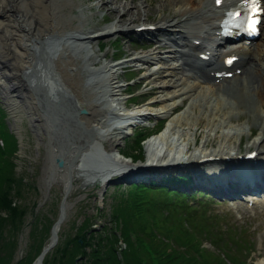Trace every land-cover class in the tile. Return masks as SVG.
<instances>
[{"label": "bare ground", "instance_id": "6f19581e", "mask_svg": "<svg viewBox=\"0 0 264 264\" xmlns=\"http://www.w3.org/2000/svg\"><path fill=\"white\" fill-rule=\"evenodd\" d=\"M37 2L43 11L41 15L35 10L25 9L26 4H31V2L28 3V0H0V96L4 99L11 114L12 128L16 130L17 134L21 128V121L26 119L28 124L35 130L34 132L40 141H42L43 137L42 132L45 130L44 126L47 129L45 132L47 140L51 139L49 131L52 135L51 130L53 128L60 137L62 136L58 139L55 138L56 142H62L67 145L66 148L74 147L71 152H74L77 146H81V144L90 140L88 146L82 150L81 156L71 169L66 166L64 170L57 171L60 177L64 179L62 186L63 192L66 193L69 188V191L75 188L74 180L82 178L86 173L87 168L84 166L85 164H82L84 155L90 154L96 148L97 143L105 144L110 151L116 150L119 141L118 136L121 135L116 128L109 130L107 134L102 136L103 138L98 139L95 137L93 128L100 125L103 119L101 116L104 114L98 113V109L102 105L100 99L102 95H97V99L96 97L87 99L88 91L84 87L85 79H82L84 72L82 70L88 71L89 65L96 66L99 62L97 57L93 56L95 53L92 56L90 53L88 57H85L82 52H77L81 49L77 50L76 46H72V44L75 43L74 40L81 43L86 41L94 43L97 38H109V36L117 32L128 30L129 26H126L128 23L125 24V22L131 23L137 19L141 5L133 6V9L128 6L123 7L126 12L122 13L117 21L119 23L125 19L123 16H126L125 22L121 21L122 27H111V25L109 28L104 29L103 32L92 35L91 33L94 30L91 26L87 27L86 22L82 21L85 18L81 16L82 14L69 18L70 16L64 9L68 4L66 0H37ZM21 3L24 6L26 5L24 9L20 5ZM54 3L56 4L55 6ZM163 3L172 12L163 16L158 25L153 24L157 29L156 32L162 35L163 38H156V41L151 42V44H156L155 46L158 49L166 48V53H168L166 58L158 57L159 60L165 61L166 64L165 67H158L153 71L147 72V75L145 73V77L141 81H143L145 86L154 82L149 91L156 97H160L165 89L167 90L169 87L173 89L171 92L166 91L167 94L159 98L160 102L172 100L169 109L165 112L179 111L182 109L183 103L187 102L184 112L177 119L179 128H182V130L186 127L190 129L191 125L194 128L191 130H194L195 137L199 138L203 130H207L208 133H204L201 137L204 144H213L222 136H226L229 145L228 148H218L213 152L201 153L198 157L196 155L198 152L196 154L190 153L187 159L181 162L191 163L195 166L202 157L210 155L220 156L223 153L227 154V156H230L231 153L239 155L242 151L240 143H242L245 136L251 140H245L244 153L255 149L264 155V79L262 78L264 75V19L258 42L243 48L242 52L240 51V59L246 57L247 61L241 62L240 69H242V72L239 76L223 80L215 86L212 85V80L207 79L208 73H204L201 80L192 79L191 82H187L186 77L188 78L191 75L193 77L195 72L193 70L198 69L195 67L194 59L190 55L191 47L188 40H196L199 35H202L205 41L211 42L210 39L214 38L212 32L217 30L215 22L219 21L222 15L216 16L211 13V6L207 0H164ZM67 8L69 9V5ZM112 12H115V9ZM54 19L57 20V23L53 24L52 21ZM139 26L134 27L137 28ZM176 35L179 37H176ZM174 46L179 48L180 52L174 51ZM61 59H63L67 67H63L62 64L60 66L59 62ZM137 60V62L147 67L152 64L151 61L155 60V58H138ZM171 61L178 63L172 64ZM51 62L54 63L56 72L60 74L62 72L69 82H65L62 75L60 77L57 76L55 69H50L51 67L49 66H53ZM121 62L122 60L115 66H122L125 63ZM115 66L105 65L104 67L102 65L97 68L100 73L96 80L93 79L88 82L89 92L93 91L95 86V88H100L102 82H105V86H108L103 91L108 97L113 98L123 92L122 86L117 84V75L115 77V74L110 69L112 68L113 70ZM216 66H218V62L215 59L208 63L209 69ZM142 68H139L141 72L145 70ZM109 70V74H106ZM80 78L82 79L81 81ZM201 81L209 83V87H200V91H197V88H199L198 83ZM99 91L102 92L101 88ZM38 101L41 102V106ZM159 101L155 100L151 105H157ZM82 109L88 111L89 116L85 113H79V110ZM42 110H45V114ZM104 110H107V108L105 107ZM193 112L196 113V116L191 124L189 117ZM44 116L49 117L47 125L43 120ZM242 120L249 127L247 135L245 134L246 130L234 129V133L229 134L227 132L225 135L217 131V126L225 125L227 128L230 123ZM202 124L203 127L200 128ZM237 126L241 125L238 124ZM254 130H257L255 132L256 136L253 137V135L251 138ZM66 131H68L69 137H66ZM214 132L217 136H213ZM160 137L159 139H162ZM236 137L238 142H236ZM53 147L56 149L53 152L55 155L57 146L53 145ZM117 154L120 159L125 160L120 153L117 152ZM121 163L125 164L124 162ZM107 169H101L99 173L105 172ZM163 169L166 170L167 168ZM203 170L207 171L206 168ZM227 170L229 169L227 168ZM96 174L94 177L98 178ZM126 174L127 172H120L116 177L118 175L123 177ZM213 174L211 173L210 178L202 177V180H206L209 184L225 181L224 177H213ZM255 174L256 172L248 174V176L251 178ZM105 175L99 177V193L103 191L105 186ZM259 264H264V262L261 261Z\"/></svg>", "mask_w": 264, "mask_h": 264}, {"label": "rangeland", "instance_id": "374dc122", "mask_svg": "<svg viewBox=\"0 0 264 264\" xmlns=\"http://www.w3.org/2000/svg\"><path fill=\"white\" fill-rule=\"evenodd\" d=\"M66 1L68 4L64 9L68 13V16H70L69 18H72V16L76 17L82 14L81 16L86 18V19L85 18L82 19V21L86 22L87 27L91 26L94 30L93 33H91L92 35L103 32L104 29L109 28L111 25H112L111 27L114 26L122 27L123 24L121 23V21H124L126 19V16L124 15L123 17H125V19L121 20L119 23H117V21L118 18L121 16V14L126 12L125 9L123 10L124 6H128L132 8L133 6L141 5L139 7L136 20L132 21L131 23L124 21L125 24L128 23L126 25L127 27L129 26L127 28L128 30L134 28V26H139L140 24L158 25L161 22L160 20L162 19L163 16H166L167 14L172 12L169 7L165 6V4L163 3L164 0H66ZM29 2H31V4H26L27 5V6L25 5L26 7L24 6L23 3H21L20 5L21 7L23 6L22 7L23 9L25 7L26 10L28 9L35 10L36 12H38V14L40 15L43 14V11L40 8V5L37 2V0H28V3ZM55 5L56 4L54 3V6ZM68 5H69V9L67 8ZM113 9H115V12H112ZM52 23L53 24L57 23V20L54 19ZM156 38L162 39L163 36L159 35L158 32L156 31H153V33L151 32L150 34L149 33L132 34V33H128L127 30H124L117 32L112 36H109V38H97L94 40L95 41L94 43L89 41L81 43L79 41L74 40L75 43L72 44V46H76L77 50L80 48L81 50L79 51L76 50V51L78 53L82 52V55L85 54L84 55L85 57L86 56L88 57L90 53L91 56L95 53L93 56H96L99 62L96 66L89 65L88 66L89 72L86 70H82V72L84 71L82 75L83 77L82 79L83 80L85 79L84 87L86 91H88L87 99L94 97H96L97 99V95L100 94L102 95L100 98L102 102L101 101L99 102H101L102 104L101 108L103 109L101 108L100 109L97 108V109L99 114L101 113L104 114H102L101 116L103 119L100 125L93 128L94 135H96L95 137H97L98 139L103 138L102 136L107 134L109 130H113L116 128L117 131L121 133V135L118 136L119 141L116 150L110 151L105 144L102 145V143L101 144L97 143L96 148L98 151L95 152L94 156H96L98 162H95V160L90 162L89 161L90 159L88 161L85 160L87 161L85 163H88L86 164V168H87L86 173L82 178H78L74 180L73 184L75 185V188H73L72 191H69L68 194L69 196L67 198V201L64 202V209L66 211V220L61 226L59 244H62V242H64L68 236L69 237L74 236L77 231V228L86 218H90L89 219L90 231L95 229V231L90 236L87 237V238H91V240H89L90 246L85 247L86 255L84 257L81 256L76 257V259L74 260L75 264H91L92 262L90 259V254L92 248L96 245V234L102 233L104 229L112 228L114 226V223L111 220V207H112L111 205L114 201L113 185H108L106 187V191L102 195L103 199L101 200L99 193L100 190L99 177L106 174L105 178L108 176L106 180L111 181V180H116L117 177L115 176V173H120L123 171L124 172L136 171L135 168L132 167L133 163L130 162L129 159L122 160L116 155L115 152L118 150L121 153L124 154L127 153L124 141L126 140L125 138H127L128 135L131 133V130L133 128L150 127L156 122L164 121L163 130L157 133L156 135H154L153 137L155 139L158 136L157 137L158 139L156 138L157 140L155 139V141L153 138L149 139L147 141H144L143 144L141 145L143 151L142 154L144 157V160L142 162L146 163L148 167L170 168L173 167L174 164L177 162L182 163L183 161H185L190 153L196 154L198 152L196 154L198 156L199 154L201 155V153L213 152L218 148H228L229 146L228 139H226V136H222V138L216 140L213 144L212 143L204 144L203 139L201 140V137L204 133L206 132L208 133L207 130L204 129L203 132L201 133V137L199 138L197 136L195 137L194 130H191L194 128H192L191 125H190V129L186 127L185 129L182 130V128L178 127L177 119L184 112L183 110L186 108L187 102L185 101L183 103L184 107L182 106V109L179 111L165 112L166 110L169 109V105L172 103V100H166L163 102L159 101L160 100L159 98L161 96L167 94L166 91L169 92L173 91L172 88L169 87L167 90L165 89V91L162 93V95H160V97L159 96L156 97V95L151 94L149 91L150 87L154 84V82L153 84H150L148 86L143 85L144 83L143 81H141V79L145 77L144 75L145 73L147 75L148 74L147 72L153 71L155 70V68L158 67L161 68L165 67L166 64L165 61L158 59V57L166 58V56L168 55L165 50L166 48L158 49L155 46L156 44H151V42L156 41L155 40ZM115 40H119L120 43L119 49L122 52V56H123L122 62H125L124 64H122V66H115L120 61L115 62V60L112 59V55L115 49L112 43ZM101 44H104V49L99 48ZM140 48L143 49L139 50ZM138 58L139 59L155 58V60H152L151 61L152 64L146 67L144 64L137 62ZM51 63L53 64V66H49V67H51V69H55L54 63L53 62ZM64 63L65 62H63V59H61L59 62L60 66L62 64L63 67L64 66L67 67V65ZM101 64L104 67L105 65L115 66L113 70L112 68L110 69L115 74V77L117 75L116 81L117 84H120L122 86V90L128 89L126 86L127 84L124 81V77H125L124 70L130 69L135 71L136 69L143 67L142 69L145 70H143L142 72L140 70V72L137 73V79L134 81V83H132V85H135L133 87L135 89L140 88L137 95L139 96L138 100L141 103H143L144 101V98H141L142 95H146L149 98H146V101L143 104L140 103L138 105H131V104L128 105L129 102L127 100L129 99V97L124 93L121 94L122 92L117 94L116 97L118 98L116 97L111 98L108 97V95H105L103 91H105L106 88H108V86H105V82L101 83L100 88L102 92L99 91L100 88H95L96 86L93 88V91L89 92V88L87 87L88 82L93 79L96 80V77H98L100 73L97 70V68L101 67L102 66ZM109 72L110 70L106 74H109ZM55 74L59 77L60 75H62L65 82H69L63 76L62 72L60 74L59 72H56L55 69ZM106 74L104 73V75ZM82 79L80 78V81ZM200 87H209V86L206 83H201L199 85V88H197V91H200ZM155 100L159 102L157 103V105L152 106L151 103ZM0 104L5 108L7 107L6 105H4L1 99H0ZM105 107L107 108V110H104ZM5 110H7V108ZM9 113H10L9 111L8 113L6 112L7 114L6 121L9 122V124L12 126L13 124L10 121ZM86 115L89 116L88 111H86ZM195 116H196L195 112H193L190 115L189 121L191 124ZM238 124H240L241 126H237ZM245 125L246 124L244 120L239 122L234 121L233 123H230V125H228L229 127L227 128L225 125L220 127L217 126L218 127L217 131L225 135L227 134V132L229 134L234 133L233 132L234 129L240 131L246 130L245 134L247 135L249 133V127ZM20 127L21 128L18 134L16 130L13 129V132L17 137V141H18L17 142L18 150L15 160L16 163L15 178L17 179L22 178L23 184L26 185L25 182L27 184L29 183L28 185H30V187H32L33 189L31 188L30 190H28L25 196L24 205H26L27 207V214L25 216L23 226L16 235L18 244H17V250L14 260H18L25 255V252L28 247L29 232L33 222L36 219L40 222V226H41L42 224L45 223L46 219L51 221L57 218L59 214V205L62 200L63 194H65L63 192V186H62L64 179L60 177L58 173H56L53 167V163H52L53 152L52 149H50L51 146L49 141L47 140L48 138L47 136H45V132L47 131V129L44 130L45 132H42L43 137H42V141H40L36 136V133L34 132L35 130L28 124L26 119H23ZM202 127L203 124L200 126V128ZM51 132L52 135L50 134V131H49V135L50 138H52L53 140L55 138L58 139L62 137V136L60 137L57 134L53 138V132H54L53 128ZM255 132H257V130H254L253 137L256 136ZM215 135L216 134L214 132L213 136ZM66 137H69L68 131H66ZM159 137L162 139H159ZM245 140L250 141L251 139H247L246 136L243 138L242 143H240L242 150L241 153L244 152L243 148L246 145ZM236 142H238L237 137H236ZM103 156L106 158H104ZM121 162H124L125 164ZM90 163L93 165H89ZM106 168L108 169L105 172L99 173L101 169L104 170ZM191 168L194 169V167H190V166L180 167L178 168V171L180 172V174L182 172L188 173L189 172L188 170ZM179 172H176V174L174 173V171H170V170L164 172H156L153 174L154 175L153 177L156 179V181H160V179L165 178L166 175L177 176ZM95 174L98 176V178L94 177ZM143 179L144 181H147V177H144ZM217 199L221 202V205L218 206L217 209L220 210L221 212L222 210H224L227 214H229L228 216L230 218L229 223L240 224L246 228L248 227L250 228L251 236L255 244H257L256 252L252 254L253 257L252 263L259 264L261 261L264 262V241L262 240V244H263L262 247H259V244L257 243L258 240L263 238V234H264V214L260 215L259 212L257 211V208L254 209L255 214L245 212V207L243 205L238 204L241 202L236 203L237 202L236 200H235L236 202H234L232 200L228 201L222 198H217ZM12 204L13 206L20 205V202L17 201V199L15 198L12 199ZM33 204L35 205L33 206ZM97 208H101V211H96ZM236 212L238 213L234 215V213ZM1 215L3 216L4 214ZM119 245L120 244L117 241V247Z\"/></svg>", "mask_w": 264, "mask_h": 264}, {"label": "trees", "instance_id": "16d2710c", "mask_svg": "<svg viewBox=\"0 0 264 264\" xmlns=\"http://www.w3.org/2000/svg\"><path fill=\"white\" fill-rule=\"evenodd\" d=\"M131 77L129 74L131 80L127 86L134 80ZM136 92L130 91V98ZM3 118L0 110L3 144L0 146V264H32L46 243L53 222L46 219L41 226L37 219L33 222L25 255L15 261L16 235L24 224L25 196L31 187L24 185L22 178H15L18 145ZM153 128H157V123ZM148 134V128L138 129L126 142L125 155L133 162L143 159L141 141ZM187 180L168 176L160 182L132 184L114 191L111 205L114 226L96 234L91 264H253L252 245L242 236V231L221 230V218L208 214V201L194 192L169 187L170 183L181 184ZM15 198L20 205L13 206ZM89 219L82 222L74 236L58 244L44 258L43 264H75L76 257H84L85 247L90 246L91 240L87 237L95 231H90ZM118 235L126 245L120 252V260L117 258ZM204 243L213 250L203 247Z\"/></svg>", "mask_w": 264, "mask_h": 264}, {"label": "water", "instance_id": "95a60500", "mask_svg": "<svg viewBox=\"0 0 264 264\" xmlns=\"http://www.w3.org/2000/svg\"><path fill=\"white\" fill-rule=\"evenodd\" d=\"M87 143L88 142H86L82 146H77L74 152H71V150L74 149V147L60 148L58 143L57 144L54 143V146H57V153L54 155L55 166L58 169H63L65 167V164H67L68 168L71 169V167L74 166L78 161V158L84 147H86ZM64 220H65L64 200H62L59 209V217L51 229L50 243L43 248L42 253L37 258V264H41L43 255L56 245L58 240L57 227L60 226V224H62Z\"/></svg>", "mask_w": 264, "mask_h": 264}, {"label": "snow or ice", "instance_id": "6c2138e0", "mask_svg": "<svg viewBox=\"0 0 264 264\" xmlns=\"http://www.w3.org/2000/svg\"><path fill=\"white\" fill-rule=\"evenodd\" d=\"M219 2H220V0H217V3H219ZM258 2H259V0H248V3L251 5V11L256 12L259 10L258 9ZM255 23H256L255 21H251L249 23L248 27L250 29L254 28ZM228 62H230V61H226V63H228Z\"/></svg>", "mask_w": 264, "mask_h": 264}]
</instances>
